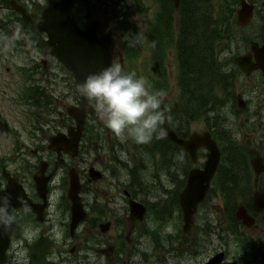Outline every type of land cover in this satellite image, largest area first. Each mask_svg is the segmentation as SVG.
Segmentation results:
<instances>
[{"label": "rangeland", "instance_id": "1", "mask_svg": "<svg viewBox=\"0 0 264 264\" xmlns=\"http://www.w3.org/2000/svg\"><path fill=\"white\" fill-rule=\"evenodd\" d=\"M157 1L158 0H148L145 2V5L148 8V11L144 14H139L135 13L133 16H131L132 19H130L135 26L138 28L140 32L139 40L137 42V53L138 55V60L137 63L134 65L133 72L137 74V76L144 77L147 79V81L150 83L151 88L155 90V92L160 93L161 91H156V85L158 83L156 77H148L147 74L149 71L153 73V70L151 69L150 65L148 64L150 61V49L146 43L145 40V33L146 29L144 28V25L146 24L147 21L153 20L154 19V12L156 11L157 8ZM112 2V1H111ZM1 16V13H0ZM98 17L101 19H105L104 16H101L98 14ZM234 23V20L231 22ZM236 25V24H235ZM259 24L257 21H254L251 26H248V28H237L234 25H231V31L233 34H236L238 38H240L242 35L245 36H250L252 33H255V29H258ZM262 27V26H260ZM262 29V28H261ZM1 34V33H0ZM239 44L243 47L239 49ZM239 44L233 43V47L237 48L238 50L233 51L235 54H238L242 51H244L246 48V45L244 46V43L241 40H239ZM246 44V42H245ZM29 45L31 46L32 52L29 54H34L38 57L37 50L34 48L35 45L33 41H30ZM120 51H121V44L118 39H116V44L114 48V53L113 56L116 58V62L120 56ZM122 57V56H121ZM3 57H0L2 59ZM9 60L11 62H7L6 65H4L2 68H0V160H4L11 154L10 150L12 151V147L10 144V137L8 135L9 128L14 131H18V136L20 137V141L23 144H28V140L26 139V129H28V126L26 125L24 121L23 116V109L21 106H18V100L16 99L14 102L13 100L15 99V91H13L14 88V82L15 79L12 75L10 77H7V73L5 72V67H10L12 70V63H15L17 66H25L29 64L28 62L24 61L21 56L18 57H9ZM1 63V61H0ZM25 63V64H24ZM127 62L125 63V65ZM168 77L167 81H170V90L169 92L165 93L163 95V98H167L168 96L171 95V93L175 94L176 90H172L173 88V81H174V73L175 69L171 71V65L174 64V59L173 56L171 55V52L169 53L168 60ZM127 71V66L124 68ZM130 70V72H131ZM18 86V84H17ZM75 99V97H74ZM76 101V100H75ZM96 102L94 101V104ZM97 124V127L99 128V135L94 136L92 134H89L87 136H91L90 141L88 140L86 144H94L96 145L95 149L93 150V162L95 165L96 163H99L97 165L98 169L101 172H104L105 175L103 179L99 182H91L88 183V188L89 191H86L83 194L84 198H89L87 196L88 192L91 193H96L99 194L101 198H105V201L107 199L109 200L110 207H111V214H108V210L106 209L105 213H103L101 216H94L96 217L97 220H112L114 221V218H117L119 220H122L124 222V227L121 225H116L112 227L111 231L107 234H100L98 229H93L91 223H86L78 229V232H76V238L73 240H70L69 238L66 237L64 233L56 232V236L61 238L64 236L66 238V241L69 244H76L77 241L79 242V245L81 246V254L76 255L77 256H87L88 261H90L92 264H96L95 262L99 261V264H113L110 263L112 262L109 260L111 256L113 255L115 262H118V264H192L193 262H197L200 257L197 255V251H195L196 246H194V240L196 238H205L204 233L199 232V236L195 235L191 240H185V237L183 236L181 232L180 223L177 220V217H179V213L176 212L175 209H173V217L171 218V221L166 224L165 226H161L158 224L157 221L153 220L151 217L150 213L143 222L139 223V225L136 227V233L133 235V244L131 248V252L128 249V247H120V238H123L126 230H127V224H125V220L128 217V211H127V205L125 200L123 199V193L122 191L126 189V187L131 184L133 185L135 182L131 181L130 178L127 175V173H119L118 176L113 175L112 170H109V162L110 158L108 156V150H115L117 151L118 154V148L119 143L123 144L122 150L119 151V157L121 158L122 161L127 162V166L130 167L133 164H135L133 161H135L136 156L134 155L132 149L130 148V142L129 140L125 142H120L112 133L110 130H108L105 126L104 123L102 122L101 118L99 117L98 113L90 119V123H95ZM203 129V125L201 123H195L192 124L189 132H201ZM50 134L49 131H46L44 134L41 135V138H46ZM101 136V138H100ZM89 142V143H88ZM115 142H117V147L115 145ZM127 150L128 152L124 151ZM43 156H46L43 154ZM173 156V155H172ZM176 156L178 154L176 153L175 158H172L171 161H176ZM158 157H154L151 161V164L154 163V160H156ZM165 158V156H164ZM42 159L45 160L44 157ZM73 163V162H71ZM90 165L87 164L86 166H82L83 168L86 169ZM166 167V168H165ZM163 169L161 170V178H162V183L164 184L163 189L160 187V185L155 186L151 185V181L148 180L146 182V185H148V188L145 187V184L142 182L141 186L143 190H141L140 194L136 196L138 200L146 201L148 203H153L155 200L154 197H160V201L164 202L167 206V211L171 208V201H170V196L171 194L176 190L178 186V180L181 178V170L178 169L177 167L171 165V163H167V165L163 164ZM155 168L147 166L145 167V173L146 178L150 179V174H154ZM63 173H59V180L57 181L60 183V179L62 177ZM111 176V177H110ZM143 177V176H142ZM86 180V175L85 178ZM63 192L59 190H53L52 192V208L58 212L60 208L58 207V201H61V196ZM238 202V201H237ZM220 200L214 199L209 202L208 207H206V210L204 213L207 215V219L209 220V226L214 228V231H211V240L210 241V236L208 237L209 243L213 246L211 247V250L214 248H221L222 245H224V248L229 246L230 249L236 247H232L230 239L226 240L227 236V230L224 224L220 225L219 222L222 223L221 221V215H220ZM54 213V211H53ZM59 213V212H58ZM201 219L203 220L204 217L202 216ZM122 228H124V231H121ZM219 228H222L223 231H218ZM211 229V228H210ZM148 230V232H147ZM221 232L222 235L220 238L222 240L217 238V234ZM156 237V238H155ZM157 240V242H156ZM185 240V242H183ZM206 241V240H205ZM186 243V244H185ZM157 245L161 246H169V253L168 249H160ZM185 245L186 249H185ZM103 248L104 254H101L98 249ZM65 251H68V247L64 248ZM200 252L207 253L208 249L206 248H199ZM213 252H208V254L203 255V257H209L212 255ZM57 255V253H55ZM71 255L66 254V257L68 258L65 261H61L59 257L55 256L53 257L50 262L52 264H73L70 263V257ZM27 257L26 255V250H18L17 249V254L16 258L18 260H22L25 262V258ZM158 257L160 259L158 260ZM194 258V260H192ZM230 259L233 257L230 256ZM228 259V260H230ZM17 260H14V262ZM201 261V260H199Z\"/></svg>", "mask_w": 264, "mask_h": 264}, {"label": "flooded vegetation", "instance_id": "2", "mask_svg": "<svg viewBox=\"0 0 264 264\" xmlns=\"http://www.w3.org/2000/svg\"><path fill=\"white\" fill-rule=\"evenodd\" d=\"M19 3L24 6L30 13L40 15L43 11L45 5L47 4L45 0H18ZM248 3L254 5V14H257L260 23H264V0L259 1L258 5L257 0H246ZM256 3V4H255ZM80 17L81 15L80 11ZM4 23L10 25L9 32L12 38L18 37L23 39V41L31 38L33 40L39 41L46 37L45 34L32 35L28 31L25 23L21 20V18L16 14L9 10L4 14ZM14 24L16 26H11ZM264 30V26H262ZM257 40L262 38V43H264V32L261 35L257 36ZM260 43V42H259ZM260 43V44H262ZM248 50L243 51L242 54H246ZM239 54L234 57L235 62L236 58ZM47 60H53L50 57H47ZM231 61V58L228 59ZM42 68L46 70L48 73L49 67L54 69H60L55 62L50 66L47 64L46 60H42ZM237 64V63H236ZM238 67V66H237ZM239 82L243 79L242 83L237 86V95H240L244 100L245 109L242 112L235 111L233 113L236 121L240 122L238 131L235 137H239L244 145L246 146V150L249 153H252L254 156L259 158L258 167L261 170L258 174L254 173L253 170H250V179H249V187L243 192V198L245 199L244 206L247 212L254 218L255 222L250 227L244 228V236L247 239L244 241L242 255L233 260L232 264H264V76L259 70L251 71L249 74L241 73L239 74ZM56 105H57V113L56 119H58V123L61 128H64L68 125L67 115L65 114L66 110V101H70L72 103V88L73 82L70 77L67 75L64 76L62 72H59L56 76ZM26 120V119H25ZM26 139L28 140V144L19 143L16 147V152L20 153L21 151L24 154H30V160H19L17 161H8L5 165V169L9 170L11 176L15 177L17 181L24 186L26 182L33 181L36 174H38L37 170V159L38 154L41 149H43L44 142L40 140V134L30 136L26 134ZM20 142V137L18 138ZM20 159V158H19ZM39 169V168H38ZM27 170V178L24 176V172ZM47 171L46 174L55 175L56 168L50 169V166L47 164L45 168ZM55 181V177L53 178V182ZM5 185V182H4ZM28 192L29 198L34 203H39L40 199L37 197V194L33 190ZM256 192H259L263 195L261 199V203L258 204V208H254L253 205V196ZM51 201L49 202V204ZM48 204V202H47ZM48 204V205H49ZM90 205L87 202V210L89 211ZM53 209H46L45 218L41 223L36 222V217L25 210H16L14 212V221L16 228L19 229V237H22L27 234L29 228H32L30 232L36 233L37 237H47L52 238V227L54 225L53 218ZM90 216V215H89ZM25 245V241H24ZM67 246V242L63 241L62 250ZM70 253H78L81 254V246L79 242L69 248ZM60 259L67 260V257H63V252H59ZM70 257V263L73 264H92L88 261L87 256H77ZM113 264H118L115 262L114 257L109 258ZM99 264L98 262H95Z\"/></svg>", "mask_w": 264, "mask_h": 264}, {"label": "water", "instance_id": "3", "mask_svg": "<svg viewBox=\"0 0 264 264\" xmlns=\"http://www.w3.org/2000/svg\"><path fill=\"white\" fill-rule=\"evenodd\" d=\"M177 6L179 0H172ZM69 3V1L67 0ZM55 9L51 8L44 16V21H48L47 18L53 16V11ZM65 20L67 22V28H65L60 34L59 31L48 28L46 31L49 35V40L41 44V47L45 53H50L54 55L59 61H61L72 73L77 82L78 88L80 84L85 80V78L92 74L101 71L103 68L111 64V59L109 56V49L111 45V37L108 32L99 27L98 25H92L87 31L81 32L75 24H73L71 18V5H67L65 10ZM246 12V10H245ZM242 17V16H241ZM46 19V20H45ZM30 25L32 21L28 22ZM50 27H54V23L50 24ZM92 111L88 104V100L84 99L80 95V104L78 107H74L72 114L77 123L76 131H69V138L59 134L56 137L51 138L50 148H54L58 153L60 151L72 152L75 154L77 152V144L81 133L82 122L87 115ZM165 137L169 138L171 141L178 143L187 150L192 159L194 160L195 150L204 146L208 149V160L205 163L204 170H193L190 172L187 185L179 196L180 206L183 210L184 217V230L187 231L196 218V208L197 205L202 201L208 186L209 181L212 178L217 163L219 161V155L214 143L209 139L207 134L197 135L193 134L188 141L178 140L167 126L164 125ZM94 179L100 177L98 173H91ZM45 180L37 182V191L39 193L44 192ZM79 183L76 175L71 174L70 176V187L68 191V198L72 202V228L75 227L76 223L83 218V213L81 211V204L78 197ZM6 195L8 192H5ZM20 194V193H19ZM6 195H2L4 198V203L7 206L10 213L17 207H23L31 212H36L35 206L30 204L29 201L21 200L23 197L21 194H15V198H7ZM6 196V197H5ZM24 198V197H23ZM134 208V206H133ZM137 212H142V209L137 207ZM3 211V209H0ZM13 229L12 222L10 225L3 224L0 225V255L2 256L7 247V237ZM47 251L46 246H42L39 241L31 248V260L32 262L42 263L43 254ZM35 256V257H34ZM220 259L216 257L214 260ZM213 260V261H214ZM1 261V259H0ZM211 261L209 264H214Z\"/></svg>", "mask_w": 264, "mask_h": 264}, {"label": "clouds", "instance_id": "4", "mask_svg": "<svg viewBox=\"0 0 264 264\" xmlns=\"http://www.w3.org/2000/svg\"><path fill=\"white\" fill-rule=\"evenodd\" d=\"M80 95L95 101L104 126L120 141L132 140L147 144L155 137L162 139L160 131L165 117L161 111L163 96L152 91L146 78L126 71L118 63L88 75L79 87ZM59 177H57V181ZM0 225L12 222L11 213L0 195Z\"/></svg>", "mask_w": 264, "mask_h": 264}, {"label": "trees", "instance_id": "5", "mask_svg": "<svg viewBox=\"0 0 264 264\" xmlns=\"http://www.w3.org/2000/svg\"><path fill=\"white\" fill-rule=\"evenodd\" d=\"M209 2L210 0H182V19L178 36L181 43V48H179V63L180 70L191 81L186 82L187 88L184 87V95L187 100L185 103L187 108L186 117L196 115L195 97L198 100L205 90H209L210 92L212 86H214L215 81L209 78V75H214L217 78L221 73V69L214 65V63L210 62L212 65L209 67L203 60V56L208 61L212 60L208 52L211 48L208 44L209 41H212V37L215 35L219 39V37L226 33V21L216 20V23L212 20L210 9L205 4ZM169 41L166 38L159 42L164 44ZM220 84L225 86L224 80H220ZM215 105V103H210L209 101H206V103L201 102V109L206 110V108H212ZM233 160H238V158H233ZM221 175L225 176L224 172ZM235 176L229 179L225 177L223 179L225 180L224 184H230V179Z\"/></svg>", "mask_w": 264, "mask_h": 264}]
</instances>
